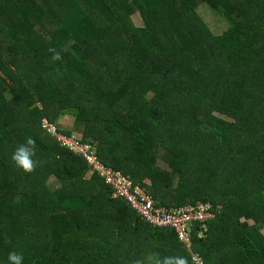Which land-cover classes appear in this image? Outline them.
<instances>
[{"label":"trees","instance_id":"trees-1","mask_svg":"<svg viewBox=\"0 0 264 264\" xmlns=\"http://www.w3.org/2000/svg\"><path fill=\"white\" fill-rule=\"evenodd\" d=\"M67 117L81 137L57 127ZM43 121L156 209L209 206L191 251L112 198ZM27 137L31 174L11 159ZM12 252L22 264H264V0H0V264Z\"/></svg>","mask_w":264,"mask_h":264},{"label":"built area","instance_id":"built-area-1","mask_svg":"<svg viewBox=\"0 0 264 264\" xmlns=\"http://www.w3.org/2000/svg\"><path fill=\"white\" fill-rule=\"evenodd\" d=\"M43 128L48 133L56 136L58 140L69 148H82L74 140H66L57 134L56 128L47 121H43ZM88 162L94 165L95 169H99L101 176L106 180V183L114 188H118L120 182L119 177L116 180L110 179L111 171L103 169L97 162L93 155L87 152L84 154ZM95 160V161H94ZM94 162V164H93ZM120 195L127 198L132 204L134 210L142 215L146 220L150 221L154 226L159 228H171L176 231L180 243L186 246L191 251V235L190 229L196 223H205L213 219L211 209L209 206L199 205L197 208H188L179 212L168 213L165 210L156 209L152 198L141 197L138 193L131 194V184L127 182L121 183ZM193 262L195 264H203L199 255L192 253Z\"/></svg>","mask_w":264,"mask_h":264},{"label":"clouds","instance_id":"clouds-1","mask_svg":"<svg viewBox=\"0 0 264 264\" xmlns=\"http://www.w3.org/2000/svg\"><path fill=\"white\" fill-rule=\"evenodd\" d=\"M49 51L53 53L52 59L54 61H58V60L61 59L60 54L55 49H49ZM35 143L36 142H35V140L32 137H27L25 142H24V144H22L19 147H17L15 149V151L13 152L12 157H11V159L14 162L15 166L17 168H19L25 174H31L33 171H35V169L37 167V163L38 162L33 159V157L35 156ZM89 165L93 166L90 163H89ZM106 170H109V171L113 172L117 177H119L120 182L118 184V188L121 187V183L127 182V183L131 184V194L132 195H136V193H138L139 196H141V197H143V196L149 197L147 195V193L142 190V188L135 187L133 182L129 179V177L124 176L121 172H114L113 170H110V169H106ZM105 184L107 186H110V185H108L106 183V180H105ZM110 187H112V186H110ZM118 188H116L117 189V193H119V197L117 199L123 198L133 208V206L130 203V201L127 198L122 197L120 195V190ZM133 210H134V208H133ZM161 210H164V209H161ZM167 212L171 213L170 211H167ZM22 262H23L22 255H20L18 253H15V252L9 253L8 264H22ZM137 264H140V262L138 261ZM154 264H188V260L185 257H182V256H167V257H164L162 259H159V258L155 259Z\"/></svg>","mask_w":264,"mask_h":264},{"label":"rangeland","instance_id":"rangeland-1","mask_svg":"<svg viewBox=\"0 0 264 264\" xmlns=\"http://www.w3.org/2000/svg\"><path fill=\"white\" fill-rule=\"evenodd\" d=\"M200 16L205 20L207 25L212 29V31L215 34H222L224 32V30L227 28L226 23H224L221 19L216 18L208 8H201L200 9ZM133 21L137 27H143V22H142L141 18L139 17V15L134 16ZM64 119L67 120L66 123H64L62 118H60V120L58 121L57 127L60 128L61 130L62 129L68 130L71 133H73L72 131H74L73 134H75L78 137H81L82 134L75 132L74 127H73V122H74L75 118L74 117H67ZM42 124H43V122H42ZM46 133L48 134L47 131H46ZM88 150H90V148H88V149L73 148L72 149L74 155H79V156H82L83 158H84L85 152H87ZM89 155H93L95 157L94 151L90 152ZM93 164H94V162H93ZM160 166L164 167L163 164H160ZM92 167L94 168V165ZM110 179L116 180V175L113 172H111ZM119 189H121V188H119ZM113 190H114V192L112 194V198L117 199L119 197V193H117V189L114 187H113Z\"/></svg>","mask_w":264,"mask_h":264}]
</instances>
